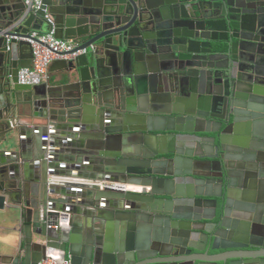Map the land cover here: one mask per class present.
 <instances>
[{
  "label": "water",
  "instance_id": "water-1",
  "mask_svg": "<svg viewBox=\"0 0 264 264\" xmlns=\"http://www.w3.org/2000/svg\"><path fill=\"white\" fill-rule=\"evenodd\" d=\"M26 9L0 0V264H264V0ZM44 9L87 52L22 85Z\"/></svg>",
  "mask_w": 264,
  "mask_h": 264
},
{
  "label": "built area",
  "instance_id": "built-area-1",
  "mask_svg": "<svg viewBox=\"0 0 264 264\" xmlns=\"http://www.w3.org/2000/svg\"><path fill=\"white\" fill-rule=\"evenodd\" d=\"M26 4V14L40 10L44 0H23ZM44 18L50 24L48 32L33 31L31 37L27 38L33 48V60L31 67L21 68L18 73V81L22 85H36L49 80L50 65L56 60L70 61L79 55L87 52L86 48H78L73 40H64L56 35L55 21L48 9H44ZM97 185L102 188L114 190H126L128 184L118 182H94V181H76ZM37 264H71L69 259L63 262L58 261L51 255L47 254L45 258Z\"/></svg>",
  "mask_w": 264,
  "mask_h": 264
},
{
  "label": "crops",
  "instance_id": "crops-1",
  "mask_svg": "<svg viewBox=\"0 0 264 264\" xmlns=\"http://www.w3.org/2000/svg\"><path fill=\"white\" fill-rule=\"evenodd\" d=\"M15 0H13L14 2ZM60 73L59 68L54 65V62L50 65L49 68V82L54 85H58L59 83L56 82V78L58 77ZM29 143V141L25 142ZM28 160L25 161V165L28 167L29 173H33V180H35L37 177H40V167L39 163H37L35 156H30L27 158ZM37 180V179H36ZM35 184V183H34ZM38 191L35 192L37 196ZM35 194L33 195L35 197ZM11 239V236L8 231V224L0 222V245L5 244V242L9 241ZM3 253L11 254V251H2Z\"/></svg>",
  "mask_w": 264,
  "mask_h": 264
}]
</instances>
